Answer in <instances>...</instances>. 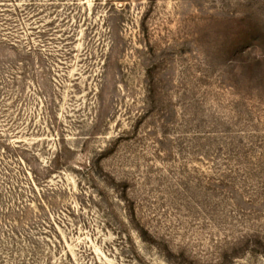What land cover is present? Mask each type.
Segmentation results:
<instances>
[{"label":"rangeland","instance_id":"374dc122","mask_svg":"<svg viewBox=\"0 0 264 264\" xmlns=\"http://www.w3.org/2000/svg\"><path fill=\"white\" fill-rule=\"evenodd\" d=\"M0 264H264V0H0Z\"/></svg>","mask_w":264,"mask_h":264}]
</instances>
